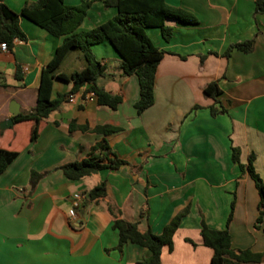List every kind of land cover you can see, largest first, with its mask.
Returning a JSON list of instances; mask_svg holds the SVG:
<instances>
[{"label": "crops", "instance_id": "1", "mask_svg": "<svg viewBox=\"0 0 264 264\" xmlns=\"http://www.w3.org/2000/svg\"><path fill=\"white\" fill-rule=\"evenodd\" d=\"M31 1L5 3L19 12ZM63 1L75 6L83 0ZM165 2L192 13L197 23L172 22L168 41L159 29L147 28L152 43L164 51L149 108L136 113L138 79L121 74L120 57L102 41L91 47L107 69L97 84L122 97L116 109L89 100V85L84 84L73 101L65 100L40 121L34 142L29 139L30 121L0 130V148L18 153L0 174V264H136L147 259L149 251L135 244L124 245L121 253L116 249L118 235L107 205L155 234L189 205L173 235L172 249H162V264H210L211 249L199 234L201 216L208 227L224 229L231 202L228 229L233 249L264 251V214L256 225L259 195L247 171L231 160V147L239 149L241 164L253 154V168L264 181V13H255V0ZM115 14L114 8L94 1L76 31L89 30ZM19 27L25 39L15 40L8 51L0 48V122L11 117V101L19 112L33 108L39 72L63 41V36L54 37L22 17ZM247 40L253 41L250 52L232 49L223 56L230 44ZM83 64L81 53L73 50L59 72L69 74ZM213 80L221 90L216 105L226 109L215 116L209 110L213 99L202 92ZM71 87V82L54 79L51 98ZM71 121L90 129L119 127L105 138L127 163L77 181L67 179L58 167L82 159L102 137L91 131L69 132ZM32 170L49 172L31 191ZM102 181L105 196L87 200L88 191ZM74 193L86 197L73 220L68 212ZM142 210L145 215L140 218Z\"/></svg>", "mask_w": 264, "mask_h": 264}, {"label": "trees", "instance_id": "2", "mask_svg": "<svg viewBox=\"0 0 264 264\" xmlns=\"http://www.w3.org/2000/svg\"><path fill=\"white\" fill-rule=\"evenodd\" d=\"M94 1H100L105 7H112L116 14L106 22L89 30L76 31L86 16L88 8ZM255 13H264V0H255ZM25 18L46 30L54 37L63 36V41L58 46L51 60L41 68L38 85L35 91V104L30 111H21L12 117L13 123L24 121L32 122L29 139L34 142L38 136V127L41 120L51 112L57 110L69 94H74L79 87L88 84L86 92L94 94L98 105L116 109L122 102L120 95L105 91L97 84V79L106 75L107 69L93 55L92 45L108 41L120 57V70L123 76L136 75L139 84V98L134 103L137 114H141L154 102V84L157 66L163 58L164 51L156 47L146 33L147 28H157L163 40L168 41L173 33L172 22L182 25H194L196 17L179 7L168 5L165 0H83L80 4L69 6L63 0H34L24 3L19 12L7 6L5 0H0V43L4 42L12 48L15 40L25 39L19 27L20 18ZM253 41L247 40L230 44L223 56L227 57L232 49L248 53L252 50ZM77 50L84 61L83 67L69 74L59 72V66L65 56ZM203 58H201V62ZM54 79L72 83L71 89L66 94H58L51 98ZM205 97L211 98L214 104L209 110L212 116L224 113L226 109L218 107V97L221 90L218 81L208 82L202 90ZM69 132L80 130L100 134L80 160L67 162L58 167L63 175L72 181L96 174L100 170H115L127 162L121 159L109 146L105 136L116 133L121 129L111 125L96 126L90 129L87 125H76L71 121L68 125ZM13 150L0 148V174L17 157ZM231 160L240 170L247 171L253 180L259 195L258 215L256 225L261 223L264 214V181L253 168V154L248 156L246 164L239 161V149L231 147ZM132 170V166L130 167ZM136 169H140L136 167ZM49 171H31L29 186L32 191L39 179ZM105 181L92 187L87 193V200H95L105 196ZM107 210L112 218V228L117 232L118 241L116 249L121 253L126 244H135L146 248L150 255L147 259L137 261L136 264H162L161 252L163 248L172 249V239L183 217L189 212V205L179 210L163 227L161 233L155 234L149 228L142 230L139 222H129L122 218L119 209L107 205ZM233 202L224 229H213L206 225L201 216L199 234L205 247L211 249L210 264H244L264 263V251L252 252L248 249L235 250L231 244L229 224L232 220ZM142 210L139 217L142 218Z\"/></svg>", "mask_w": 264, "mask_h": 264}, {"label": "built area", "instance_id": "3", "mask_svg": "<svg viewBox=\"0 0 264 264\" xmlns=\"http://www.w3.org/2000/svg\"><path fill=\"white\" fill-rule=\"evenodd\" d=\"M0 48L3 51H8L9 50V48L6 46V44L4 42L0 43ZM74 97H75V94H69L66 97V100L67 101H73ZM87 98L89 100L94 99V94L92 92H88ZM85 197L86 196L84 194H82V193H74V194H72V196H71V207H70V210L68 212L69 217L71 219L74 220V218H76V211L82 205V202L85 199Z\"/></svg>", "mask_w": 264, "mask_h": 264}, {"label": "water", "instance_id": "4", "mask_svg": "<svg viewBox=\"0 0 264 264\" xmlns=\"http://www.w3.org/2000/svg\"><path fill=\"white\" fill-rule=\"evenodd\" d=\"M9 113L11 117H8L7 119H4L0 122V130L11 128L13 125L12 117L19 113L18 105L14 101H11L9 105Z\"/></svg>", "mask_w": 264, "mask_h": 264}]
</instances>
